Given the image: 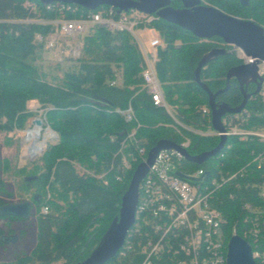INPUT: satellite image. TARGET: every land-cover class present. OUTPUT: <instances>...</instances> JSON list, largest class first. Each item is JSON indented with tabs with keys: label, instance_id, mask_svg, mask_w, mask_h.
I'll return each mask as SVG.
<instances>
[{
	"label": "trees",
	"instance_id": "16d2710c",
	"mask_svg": "<svg viewBox=\"0 0 264 264\" xmlns=\"http://www.w3.org/2000/svg\"><path fill=\"white\" fill-rule=\"evenodd\" d=\"M203 1L264 28V0H249L247 5H241L238 0ZM23 3L24 0H0V132L22 127L30 116L26 102L35 98L46 108L45 116L59 138L30 169L17 167V149L12 156L7 154L0 160V206L29 201L36 219L31 249L20 251L13 260L0 259V264H56L59 261V264H76L97 246L117 216L121 197L136 167L134 164L124 171L121 165L117 149L123 135L135 131L138 145L149 150L161 139L179 142L174 132L178 130L164 109L152 104L143 88V57L129 33H111L97 27L84 38L81 56L74 64L64 67L56 63L45 69L43 46L33 41V33L39 27L11 21L29 15ZM151 24L165 43L159 49L155 70L174 116L192 129H211L208 117L200 113V107L208 105V96L194 80L197 63L212 48L227 49L228 52L212 58L200 71L201 81L216 92L226 87L228 70L242 61L219 37L202 39L162 19ZM248 87L247 92L251 87L254 89ZM243 97L237 80L230 79L229 87L217 94L216 101L236 107ZM129 103L135 119L125 121L113 109H124ZM257 106L249 98L244 108L250 111L251 121L247 125L242 123V127L264 129V118L256 115ZM112 136L115 139L111 140ZM226 143L231 148L226 151L224 145L218 152L226 153L224 161L231 170L245 164L251 151L260 147L254 140H240L237 136L228 137ZM217 144V137H201L189 152L197 155ZM190 166L195 168L198 164ZM8 174H23L17 184V198L6 179ZM259 177L260 172L251 169L248 178L240 180V192L234 198H220L218 208L223 213L226 241L234 225L237 233L242 234V202H259L252 186ZM104 180L108 183L104 184ZM44 206L48 209L46 213L41 211ZM0 219L25 220L13 216H0ZM16 230L10 226L4 232L0 227V246L14 245L10 242L13 237L18 242L23 231ZM104 264H138V258L120 257L117 253Z\"/></svg>",
	"mask_w": 264,
	"mask_h": 264
},
{
	"label": "built area",
	"instance_id": "2783aa9c",
	"mask_svg": "<svg viewBox=\"0 0 264 264\" xmlns=\"http://www.w3.org/2000/svg\"><path fill=\"white\" fill-rule=\"evenodd\" d=\"M23 5L29 10V15L11 21L37 25L39 29L33 33V41L42 45L45 54L54 62L78 59L84 38L97 27H103L111 33H129L143 57V88L152 104L163 108L172 118V126L178 130L174 132L179 142L173 141L178 146L161 150L139 184L134 222L118 255H134L138 258V264H226L229 239L225 240L222 230L224 218L218 208L219 200L221 197L234 198L240 192V180L247 179L249 171L255 169L260 172V177L258 181H253L252 186L256 189L259 202H242V234L237 233L234 225L231 236L238 234L250 243L256 264H264V129L241 126L251 121L250 111L243 108L237 113L222 116L223 132L215 131L212 126L211 129H192L174 116L155 70L159 49L165 45L158 29L151 24L159 19L155 14H146L136 9L118 12L116 8L107 5L90 10L76 3L59 1L39 4L36 0H24ZM231 47L229 51L242 63L255 60L246 56L240 48ZM257 67L262 83L256 96L250 98L258 104L256 115L264 118V62L258 63ZM26 103L27 111L34 113L30 123L36 117L41 119L43 114L45 116L46 108H41L37 99H30ZM38 111L40 115L36 113ZM113 111L125 121L135 119L130 103L124 109L116 107ZM200 113L208 117L211 125L209 106L200 107ZM221 135L226 137V151L231 148V144L226 143L230 136H237L240 140H254L260 147L252 150L250 159L235 170L225 164L226 153L222 150L198 164V167L190 166L196 163L188 161L184 153L192 155L189 149L201 137H217L219 142ZM55 138L52 133L47 139ZM110 139L115 138L112 136ZM24 140L27 141L26 138ZM27 143L22 145V153ZM148 151L138 145L135 131L126 132L117 149V153L121 154L124 171L145 161ZM22 153L25 159L38 155L28 157ZM107 183L104 180V184ZM47 210L46 206L41 209L43 213Z\"/></svg>",
	"mask_w": 264,
	"mask_h": 264
},
{
	"label": "water",
	"instance_id": "95a60500",
	"mask_svg": "<svg viewBox=\"0 0 264 264\" xmlns=\"http://www.w3.org/2000/svg\"><path fill=\"white\" fill-rule=\"evenodd\" d=\"M43 4L55 1L76 3L85 9L95 10L100 5L112 6L120 11L136 9L146 14H155L159 19L173 23L191 32L194 36L202 39L219 37L225 45L240 48L246 56L255 59L250 63H240L231 67L226 75V87L212 92L200 79L202 67L212 58L225 54L224 47H216L205 53L198 61L194 70V80L207 93V104L210 108L211 126L215 131L223 132L224 127L221 118L227 113H237L246 105L251 96L256 94L261 86L262 77L258 74L257 64L264 62V28L256 22L237 17L224 12L213 5L202 3L201 0H180L182 6L175 8L171 5L172 0H39ZM241 5H247L249 0H239ZM230 79H235L241 89L253 83L256 88L245 91L243 101L236 107H230L225 103H218L216 96L229 87ZM34 123L41 125L39 117ZM226 137L220 136L218 144L211 150L197 155L184 153L185 158L196 164H202L205 160L215 155L224 145ZM178 145L168 139L159 140L149 149L145 161L135 167L126 191L120 201L117 216L113 218L108 229L101 237L97 246L82 261L76 264H104L114 257L121 246L129 228L135 218V210L138 203L139 184L149 167L153 164L157 154L167 148ZM179 175L183 176L180 172ZM31 179L30 177L28 178ZM32 213V204L29 201L7 203L0 206V216H13L27 218ZM226 264H256L252 256V246L238 234H233L227 243Z\"/></svg>",
	"mask_w": 264,
	"mask_h": 264
},
{
	"label": "rangeland",
	"instance_id": "374dc122",
	"mask_svg": "<svg viewBox=\"0 0 264 264\" xmlns=\"http://www.w3.org/2000/svg\"><path fill=\"white\" fill-rule=\"evenodd\" d=\"M228 47H229V49L232 48L231 46H228ZM75 61L76 60H71V61H65L64 60V61H60V62H54L48 57L47 54H45L44 58H43V64L45 65V69L48 68V67H51V65H54L56 63H59L61 66L66 67L67 65L74 64ZM117 82H118V80H117ZM37 101L39 102L38 99H37ZM41 108H43L42 105H41ZM26 111H27V103H26ZM27 112L30 114V116L26 119L25 124L22 127H14L8 133L0 132V160H1L2 157H4L7 154L12 156L14 154V150L16 151V149H17V151L15 152L16 153V165H17V167L26 166V167H28V169H30L31 166H32L31 164L33 162H37L39 160V158H41V156L43 155V153L45 152V150L47 149V147L49 145L57 143L58 138H59V134L54 128L51 127L50 123L48 122L47 117L44 116V114H43V116H41L43 129H49L50 132H52L55 135L56 138L55 139H47L45 141V145H44L43 151L41 153H39L35 158H32V159L23 158L21 156L22 145H25L27 143V141H25L24 139L26 138L27 133L31 129H33V127H34L33 120L30 123L31 116H33L34 113L33 112H29V111H27ZM36 113L38 115H40L41 112L38 111ZM26 130H27V133H25ZM24 134H25V136H24ZM6 137L10 140V142L6 139ZM22 155L24 156V149H23ZM78 168H80V167L78 166ZM80 169H82V168H80ZM1 170H2V165L0 163V173H1ZM10 171H12V170L10 169ZM5 175L6 174L4 173V176ZM7 176H9V177H7L6 179L9 180V185H10V188L12 190V193H14V197H16V195H18V188H17L18 186H17V184L20 183V180H21L23 174H20L19 176H17V175H11L10 176L8 174ZM48 197H49V195H47V198ZM33 212H34V210H33V207H32L31 215L29 217L25 218L24 221H21V220L20 221H15V220H13V221H9V220L3 221V220L0 219V227L3 228L4 232H6L10 226L16 228L17 230L15 232H17V233L23 231L22 232L23 234L21 235V238H19L18 242H17V238L16 237H13L11 239L10 242L15 243L14 245H10V244L6 245L5 244L4 245L5 247L4 246L3 247L0 246V256H1L0 259L13 260L15 255L21 253L20 251L23 250L24 252L25 251L28 252L31 249V247L34 244L35 235H36V219H35V215L33 214ZM60 262L61 261L57 262L56 264H59Z\"/></svg>",
	"mask_w": 264,
	"mask_h": 264
},
{
	"label": "bare ground",
	"instance_id": "6f19581e",
	"mask_svg": "<svg viewBox=\"0 0 264 264\" xmlns=\"http://www.w3.org/2000/svg\"><path fill=\"white\" fill-rule=\"evenodd\" d=\"M33 129H31L26 136L28 141L27 147H24V156L32 157L44 149L45 141L52 136L49 129H43V124L37 125L33 120ZM54 135V134H53Z\"/></svg>",
	"mask_w": 264,
	"mask_h": 264
},
{
	"label": "flooded vegetation",
	"instance_id": "af4514ba",
	"mask_svg": "<svg viewBox=\"0 0 264 264\" xmlns=\"http://www.w3.org/2000/svg\"><path fill=\"white\" fill-rule=\"evenodd\" d=\"M202 1V3H205L203 0H201ZM238 2H239V0H238ZM240 3V2H239ZM171 5L173 6V7H175V8H178V7H181L182 6V4H181V2H180V0H172L171 1ZM237 83H238V81H237ZM239 85V84H238ZM248 86H253L254 87V89L256 88V85L255 84H253V83H250ZM246 87V89H249V87ZM240 87V86H239ZM254 89H252V87H251V90H250V92L251 91H253ZM240 90H241V92H242V94H243V96H244V94H245V88L244 89H241L240 88ZM248 91V90H247Z\"/></svg>",
	"mask_w": 264,
	"mask_h": 264
}]
</instances>
